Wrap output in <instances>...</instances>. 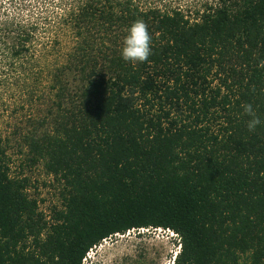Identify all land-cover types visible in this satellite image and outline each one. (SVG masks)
I'll use <instances>...</instances> for the list:
<instances>
[{
  "label": "trees",
  "instance_id": "trees-1",
  "mask_svg": "<svg viewBox=\"0 0 264 264\" xmlns=\"http://www.w3.org/2000/svg\"><path fill=\"white\" fill-rule=\"evenodd\" d=\"M138 19L151 55L126 62ZM9 99L62 204L40 211L0 132V264H83L149 228L179 236L174 264H264V0H0Z\"/></svg>",
  "mask_w": 264,
  "mask_h": 264
},
{
  "label": "rangeland",
  "instance_id": "rangeland-1",
  "mask_svg": "<svg viewBox=\"0 0 264 264\" xmlns=\"http://www.w3.org/2000/svg\"><path fill=\"white\" fill-rule=\"evenodd\" d=\"M66 44H70V40ZM9 103L10 99L3 103L0 100V132L7 140L11 174L16 178L28 180V195L37 200L40 211L50 217L54 208L61 207V187L53 176L45 172L42 163L36 165L30 163L28 149L20 135L22 125L24 128V122L21 120L22 113L8 110L6 106ZM179 252L180 238L177 234L164 229L149 228L132 230L124 235L118 234L106 239L99 246L94 247L87 261L83 262L86 264L91 261H96L98 264H173Z\"/></svg>",
  "mask_w": 264,
  "mask_h": 264
},
{
  "label": "clouds",
  "instance_id": "clouds-1",
  "mask_svg": "<svg viewBox=\"0 0 264 264\" xmlns=\"http://www.w3.org/2000/svg\"><path fill=\"white\" fill-rule=\"evenodd\" d=\"M120 55L124 61L131 63L145 62L148 59V57L151 55V37L148 32L146 24L142 20L139 19L135 20L133 23H131L128 26L126 34L124 35L122 40ZM242 108L244 113L250 117L247 123L248 131L254 132L256 128L261 124V120L256 115L253 106L251 104L242 105ZM87 258H88V254L85 259L86 261ZM83 264L86 263L83 262ZM87 264H98V262L91 261L88 262Z\"/></svg>",
  "mask_w": 264,
  "mask_h": 264
},
{
  "label": "built area",
  "instance_id": "built-area-1",
  "mask_svg": "<svg viewBox=\"0 0 264 264\" xmlns=\"http://www.w3.org/2000/svg\"><path fill=\"white\" fill-rule=\"evenodd\" d=\"M105 241V240H104ZM89 255V254H88Z\"/></svg>",
  "mask_w": 264,
  "mask_h": 264
}]
</instances>
